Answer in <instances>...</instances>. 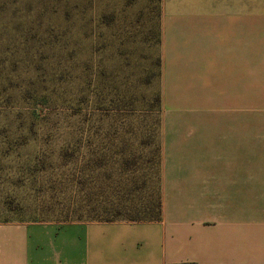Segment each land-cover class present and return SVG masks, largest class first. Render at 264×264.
<instances>
[{
  "label": "rangeland",
  "instance_id": "1",
  "mask_svg": "<svg viewBox=\"0 0 264 264\" xmlns=\"http://www.w3.org/2000/svg\"><path fill=\"white\" fill-rule=\"evenodd\" d=\"M161 1L0 0V224L157 219Z\"/></svg>",
  "mask_w": 264,
  "mask_h": 264
},
{
  "label": "crops",
  "instance_id": "2",
  "mask_svg": "<svg viewBox=\"0 0 264 264\" xmlns=\"http://www.w3.org/2000/svg\"><path fill=\"white\" fill-rule=\"evenodd\" d=\"M161 12V218L2 223L0 264H264V9Z\"/></svg>",
  "mask_w": 264,
  "mask_h": 264
},
{
  "label": "trees",
  "instance_id": "3",
  "mask_svg": "<svg viewBox=\"0 0 264 264\" xmlns=\"http://www.w3.org/2000/svg\"><path fill=\"white\" fill-rule=\"evenodd\" d=\"M161 216H162V201L158 204L157 219L155 220H159ZM139 221H143V220H133V222H139ZM151 221H154V220H151ZM181 264H190V263H181Z\"/></svg>",
  "mask_w": 264,
  "mask_h": 264
}]
</instances>
